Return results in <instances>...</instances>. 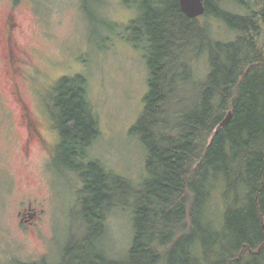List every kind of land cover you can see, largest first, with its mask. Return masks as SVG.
I'll return each mask as SVG.
<instances>
[{
	"label": "trees",
	"instance_id": "trees-1",
	"mask_svg": "<svg viewBox=\"0 0 264 264\" xmlns=\"http://www.w3.org/2000/svg\"><path fill=\"white\" fill-rule=\"evenodd\" d=\"M124 2L140 5L128 29L148 46L149 91L131 129L148 151L146 176L136 187L89 156L100 129L87 80L63 77L52 96L58 161L82 182V224L61 264H264V0H205L203 21L180 0ZM210 19L234 36L217 38ZM204 57L208 72L199 77L191 61ZM219 186L221 219L208 213ZM119 206L133 208L122 259L103 243L107 214Z\"/></svg>",
	"mask_w": 264,
	"mask_h": 264
},
{
	"label": "rangeland",
	"instance_id": "rangeland-1",
	"mask_svg": "<svg viewBox=\"0 0 264 264\" xmlns=\"http://www.w3.org/2000/svg\"><path fill=\"white\" fill-rule=\"evenodd\" d=\"M231 8L245 11L236 5ZM141 10L140 5L128 6L124 0H23L18 6H13L12 0H0V264H61L70 235L80 236L82 224L76 197L82 187L78 176L63 174L62 178L55 177L52 184L42 167L39 170L42 149L36 148L38 152L30 160L22 151L26 128L20 117L22 107L12 93L14 74L4 59L7 51L2 42L7 34V16L15 13L20 24L16 37L32 61L49 76L45 80L37 73L36 81L18 78L23 96L20 98L32 113L43 116L34 85L37 90L44 87L54 92L61 77L83 75L100 129L89 156L140 187L146 176L148 151L131 129L145 107L150 71L148 46L130 39L134 31L128 26ZM204 19L203 15L198 17L199 21ZM209 21L217 38L234 36L221 20ZM191 65L199 77L208 72L205 57L198 64L192 60ZM24 67L32 71L31 65ZM53 102L52 99L51 106ZM222 190L223 186L215 190L208 206V213L218 211L220 219L224 208ZM121 196L123 201H132L130 195ZM30 202L39 211L45 209L35 224L22 223L18 214ZM132 218L133 208L128 206H119L107 214L108 232L103 243L111 257L122 259L130 248Z\"/></svg>",
	"mask_w": 264,
	"mask_h": 264
},
{
	"label": "flooded vegetation",
	"instance_id": "flooded-vegetation-1",
	"mask_svg": "<svg viewBox=\"0 0 264 264\" xmlns=\"http://www.w3.org/2000/svg\"><path fill=\"white\" fill-rule=\"evenodd\" d=\"M22 1L23 0H12L13 6H18ZM19 28L20 24L16 21L15 13L9 14L5 22L7 34L6 36L4 35L5 39L3 38L2 42L4 44L3 48L7 51L4 55V59L9 62L12 74H14V89L12 90V93L17 97L18 100L16 101H19L22 107L20 117L22 119V125L26 128V137L22 143V151L25 158L27 157L30 160L32 154L38 152L36 148L39 147L42 149V161L39 164V170H41L42 167L44 174H46L50 178L51 183L54 184L53 180H56L55 177L62 178L63 174H68V171L66 173V165H64L62 161H58V147L62 143V135L60 129L56 126L55 121L53 120V110L51 106L53 89L48 91L42 86L43 89L37 90L34 85V92L40 96L38 97V100L43 111L41 113L43 116L32 113V109L29 105L20 98L23 96L20 92V82L18 81V78H22V80H35L38 73L39 76H43L45 80H47L49 76L42 67L32 61L30 53L22 46L21 41L16 37V32ZM25 65H31L33 72H27L24 67ZM7 72H9V70H7ZM43 119H45L46 122L43 121ZM42 129L44 131H42ZM49 130L52 133L51 136L49 135ZM45 199L46 198H44V200ZM41 211L44 212L45 209L42 208L39 211V209L33 207L32 202H30L26 208L23 207L18 210L20 221L22 223L27 221L30 224H35L37 223L36 220L38 219L39 214H41Z\"/></svg>",
	"mask_w": 264,
	"mask_h": 264
},
{
	"label": "water",
	"instance_id": "water-1",
	"mask_svg": "<svg viewBox=\"0 0 264 264\" xmlns=\"http://www.w3.org/2000/svg\"><path fill=\"white\" fill-rule=\"evenodd\" d=\"M205 0H180L181 9L189 17L198 18L204 15L206 7ZM231 118V113L224 119L220 126H224Z\"/></svg>",
	"mask_w": 264,
	"mask_h": 264
}]
</instances>
